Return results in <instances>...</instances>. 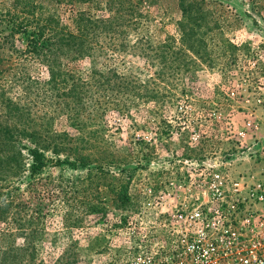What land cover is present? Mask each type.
<instances>
[{
    "label": "rangeland",
    "instance_id": "rangeland-1",
    "mask_svg": "<svg viewBox=\"0 0 264 264\" xmlns=\"http://www.w3.org/2000/svg\"><path fill=\"white\" fill-rule=\"evenodd\" d=\"M100 1L99 9L91 10L92 16H105L104 0ZM41 2L56 8L52 1ZM193 4L199 11L193 14V50L180 42L177 0H149L130 12L135 24L127 29L125 48L115 44V49H99L97 57L76 64L85 73L92 68L105 71V58L111 57L116 73L141 84L143 91L158 93L159 98L137 100L127 114L112 111L103 115L80 135L53 122L55 130L63 128L72 137H81V154L87 156L88 164L79 173L55 168L41 176L59 177L62 191L41 203L33 201L41 204L45 214L40 254L56 257L75 239L79 240L81 264H126L132 241L125 228L136 211L140 189L148 180L157 183L159 172L179 158L234 154L236 133L246 120L260 125L256 136L262 158H256V163L263 161L264 0H193ZM11 5L12 0H0L1 13ZM87 6L77 4L75 8L85 10ZM15 64H10L11 70ZM27 64L4 73L0 89L13 101L26 103L38 116L41 106L36 104L44 98L35 89L46 72L34 62ZM20 76L31 82L25 94ZM45 109L50 114L54 106ZM91 166L95 169L87 171ZM124 180L129 200L122 205L116 192ZM76 182L80 185L75 186ZM92 202L99 210L93 219L84 212ZM65 217L80 222V227L65 228ZM95 237L99 242L92 252L85 244Z\"/></svg>",
    "mask_w": 264,
    "mask_h": 264
},
{
    "label": "trees",
    "instance_id": "trees-1",
    "mask_svg": "<svg viewBox=\"0 0 264 264\" xmlns=\"http://www.w3.org/2000/svg\"><path fill=\"white\" fill-rule=\"evenodd\" d=\"M41 1L12 0L10 8L0 11V80L11 70V63H16L13 70L34 62L46 72L45 80L37 82L35 89L44 98L36 104L43 107H39L38 116L26 103L13 101L0 89V264L82 262L79 240H70L56 257L38 250L45 214L41 204L33 201L41 203L62 191L59 177L41 176L55 168L79 173L88 164L87 156L81 154V137H72L63 128L55 130L53 122L80 135L83 129L98 124L103 115L112 111L127 114L137 100L159 98L158 93L143 91L141 84L116 73L111 57L105 58V71L92 68L85 73L76 66L85 58L97 57L99 49H115L117 44L125 48L127 29L135 24L130 12L149 0H104L103 17L91 14L92 9H99L100 0H47L56 5L55 9ZM77 4L88 6L77 9ZM177 7L180 42L193 50V14L199 11L193 0H177ZM160 56L163 61L164 55ZM20 80L25 94L31 82L27 76H20ZM50 106L54 109L49 114L44 107ZM94 169L91 166L87 171ZM119 171H123L122 165ZM119 187L116 199L124 205L129 200L127 182L120 181ZM98 211L93 202L84 210L91 219ZM64 221L65 228L80 227V222L70 217ZM97 242L96 237L91 239L86 249L96 251Z\"/></svg>",
    "mask_w": 264,
    "mask_h": 264
},
{
    "label": "built area",
    "instance_id": "built-area-1",
    "mask_svg": "<svg viewBox=\"0 0 264 264\" xmlns=\"http://www.w3.org/2000/svg\"><path fill=\"white\" fill-rule=\"evenodd\" d=\"M259 127L244 122L234 154L182 157L147 181L126 224V264H264Z\"/></svg>",
    "mask_w": 264,
    "mask_h": 264
}]
</instances>
